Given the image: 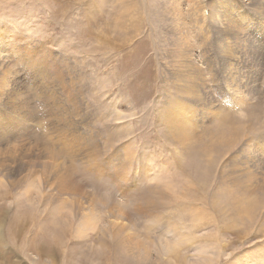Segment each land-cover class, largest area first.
<instances>
[{
    "label": "rangeland",
    "instance_id": "obj_1",
    "mask_svg": "<svg viewBox=\"0 0 264 264\" xmlns=\"http://www.w3.org/2000/svg\"><path fill=\"white\" fill-rule=\"evenodd\" d=\"M1 217V264H264V0H0Z\"/></svg>",
    "mask_w": 264,
    "mask_h": 264
},
{
    "label": "bare ground",
    "instance_id": "obj_2",
    "mask_svg": "<svg viewBox=\"0 0 264 264\" xmlns=\"http://www.w3.org/2000/svg\"><path fill=\"white\" fill-rule=\"evenodd\" d=\"M188 142V141H187ZM190 145V144H189ZM183 148V147H182ZM206 149H208V148H206ZM212 149V148H211ZM185 151H187V150H185ZM201 151V150H200ZM209 152V151H208ZM202 154H204V153H202ZM118 159V158H117ZM120 159V158H119ZM126 163V162H125ZM128 164V163H127ZM106 166V165H105ZM110 166V165H109ZM76 167V166H75ZM146 167V166H145ZM124 168V167H123ZM118 169V168H117ZM96 173H99V171L102 173L101 175H103V174H106L107 175V170H105L104 168H96L95 170H94ZM67 172V171H66ZM109 174V173H108ZM112 175V174H111ZM109 176V175H108ZM113 177V176H112ZM70 178V177H69ZM61 179V178H60ZM78 179V178H77ZM79 181V180H78ZM95 181V180H94ZM65 182V179H64V181L62 182L61 181V183H64ZM80 182V181H79ZM66 183V182H65ZM71 183V182H70ZM76 183V181L74 182V184ZM81 185V184H80ZM63 187V186H62ZM62 189V188H61ZM68 190V189H67ZM139 190V189H138ZM138 190H136V192L138 191ZM149 190V189H148ZM151 190V189H150ZM153 190V189H152ZM62 191V190H61ZM143 191V190H142ZM150 192V191H149ZM146 193V192H145ZM148 193V192H147ZM152 193V192H151ZM49 194V193H48ZM91 194V193H90ZM50 196V195H49ZM230 202V201H229ZM66 203V202H65ZM165 204H166V202H165ZM230 204V203H229ZM228 204V205H229ZM68 205V204H67ZM66 205V206H67ZM147 205V204H146ZM42 206V205H41ZM56 206V205H55ZM143 206V205H142ZM16 207V206H15ZM155 207V206H154ZM247 207V206H246ZM50 208V207H49ZM55 208V207H54ZM68 208V207H67ZM245 208V206L243 207V206H241V208L239 209V210H242V209H244ZM46 209V208H45ZM144 209V208H143ZM145 209H147V208H145ZM247 209H249V208H247ZM148 210V209H147ZM245 210H246V208H245ZM115 212V211H114ZM250 212V211H249ZM55 213V212H54ZM112 214V213H111ZM114 214V213H113ZM138 214V213H137ZM141 214V213H140ZM62 216V215H61ZM2 217L0 218V230L2 229V224H3V221H4V218L2 219ZM75 221V220H74ZM107 221V220H106ZM67 222V220L65 221V223ZM70 223H69V225L72 223L71 221H69ZM78 223V222H77ZM51 224V223H50ZM49 224V225H50ZM67 225H68V223H66ZM74 225H75V223H74ZM72 226V225H71ZM70 226V227H71ZM19 227V226H18ZM20 228V227H19ZM36 227H34V229H35ZM106 228H108V227H106ZM111 228V227H110ZM109 228V229H110ZM51 229H53V228H51ZM101 229V228H100ZM112 229V228H111ZM104 230H105V228H104ZM69 231H71V230H69ZM101 231H103V228H102V230ZM111 231V230H110ZM109 231V234L111 233H113L112 231L110 232ZM77 232V231H76ZM105 233V232H104ZM107 233V232H106ZM17 235V234H16ZM11 238V237H10ZM122 238V237H121ZM113 239V238H112ZM3 240H6V239H4L3 238V236H2V234L0 233V243L1 242H3ZM13 240V239H12ZM26 242V241H25ZM102 242V241H101ZM5 243V242H4ZM42 243V242H41ZM2 244V243H1ZM6 244V243H5ZM10 244V243H9ZM12 244V243H11ZM10 244V245H11ZM44 244V243H43ZM9 245V246H10ZM41 245V244H40ZM8 246V245H7ZM12 246V245H11ZM10 246V247H11ZM31 246V245H30ZM61 246V245H60ZM2 247V246H1ZM9 247V248H10ZM33 247V246H32ZM42 247V246H41ZM20 247H15V246H13V247H11V251H2V250H0V260H6L7 259V257H8V259H11L12 257H14V256H19L20 255V249H19ZM5 249H6V247H5ZM7 249H8V247H7ZM6 249V250H7ZM35 249H36V247H35ZM30 251V250H29ZM37 251V250H36ZM40 253H42V255H47V256H49V258H52L53 259V257L56 255V249L55 248H52V247H49V248H47V249H40ZM57 252H58V250H57ZM64 253V252H63ZM63 257V256H62ZM48 258V257H47ZM1 264V263H0Z\"/></svg>",
    "mask_w": 264,
    "mask_h": 264
}]
</instances>
